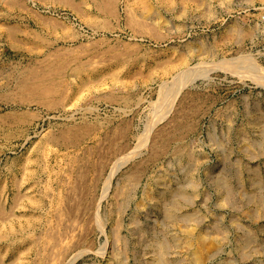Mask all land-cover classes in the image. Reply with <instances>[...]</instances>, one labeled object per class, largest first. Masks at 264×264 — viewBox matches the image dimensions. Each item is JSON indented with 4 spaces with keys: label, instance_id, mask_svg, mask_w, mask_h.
<instances>
[{
    "label": "rangeland",
    "instance_id": "374dc122",
    "mask_svg": "<svg viewBox=\"0 0 264 264\" xmlns=\"http://www.w3.org/2000/svg\"><path fill=\"white\" fill-rule=\"evenodd\" d=\"M7 1L0 264H264V0Z\"/></svg>",
    "mask_w": 264,
    "mask_h": 264
},
{
    "label": "bare ground",
    "instance_id": "6f19581e",
    "mask_svg": "<svg viewBox=\"0 0 264 264\" xmlns=\"http://www.w3.org/2000/svg\"><path fill=\"white\" fill-rule=\"evenodd\" d=\"M111 1V0H110ZM106 3H107V0H106ZM105 3V4H106ZM111 2H109V4L108 5H110V6H112L113 4H110ZM71 4V3H70ZM101 4H103L102 2H101ZM104 4V5H105ZM1 5V4H0ZM6 7H5V9L4 10H6V13L5 14H7V17H11L12 16V14L15 12V10H16V8H19V6L21 5L18 1H16V0H8L7 2H6ZM4 5V6H5ZM74 5V4H73ZM109 6V7H110ZM107 7V6H106ZM1 8V7H0ZM25 8V7H24ZM21 9V8H20ZM27 9V8H26ZM105 9V8H104ZM110 9V8H109ZM112 9V8H111ZM110 9V10H111ZM2 10V9H1ZM31 11V10H30ZM103 11V10H102ZM113 11V10H112ZM4 11H2V13H3ZM19 12V11H18ZM22 12V11H21ZM1 13V12H0ZM29 13V12H28ZM110 13V12H109ZM4 14V15H5ZM113 15H114V13H112ZM116 14V13H115ZM3 15V14H2ZM1 15V16H2ZM16 16V15H15ZM116 16V15H115ZM14 17V16H13ZM17 17V16H16ZM19 18V17H18ZM136 19V18H135ZM135 21V20H134ZM17 22V21H16ZM45 22V21H44ZM139 23V22H138ZM142 23V22H141ZM147 24V23H146ZM20 26V25H19ZM11 27V26H10ZM10 27H8V28H10ZM136 27V26H135ZM151 28V27H150ZM9 30V29H8ZM11 30L12 31H14L12 28H11ZM11 30H10V35L11 36H13V34H12V32H11ZM15 32V31H14ZM29 34H30V32H29ZM15 35V34H14ZM34 35V34H33ZM108 49V48H107ZM40 50V49H39ZM55 51V50H54ZM111 51V50H110ZM107 53V52H106ZM60 54V53H59ZM80 54V53H79ZM116 55V54H115ZM119 56V55H118ZM50 56H48V58H49ZM77 57V56H76ZM116 59V58H115ZM49 62V61H48ZM64 62H65V60H64ZM49 64V63H48ZM51 64V63H50ZM49 66L50 65H48V68H49ZM99 66V65H98ZM39 67V66H38ZM56 67V66H55ZM52 68V67H51ZM54 70V69H53ZM60 70V69H59ZM22 71V70H21ZM52 71V70H51ZM50 71V73H55V71L53 72H51ZM38 72V71H37ZM58 72V71H57ZM31 73H35V72H31ZM49 73V74H50ZM37 74V73H36ZM47 74V73H46ZM49 74H47L48 76H49ZM34 74H32V76H33ZM64 75V74H63ZM31 76V77H32ZM46 76V75H45ZM60 76V75H59ZM42 77H43V75H42ZM188 77V76H187ZM35 78H37V77H35ZM23 79V78H22ZM21 79V80H22ZM37 80V79H36ZM48 80V79H47ZM44 83V82H43ZM39 84H41L42 85V83H39ZM28 86V85H27ZM35 86V85H34ZM34 86H33V88L32 89H30L31 91L33 90L35 93H37V91L34 89ZM30 87V86H29ZM47 87H49V85L48 86H45L42 90H43V92H45V93H47V91L49 90ZM51 87V86H50ZM169 87V86H168ZM26 89V88H25ZM29 89H27V90H29ZM41 89V88H40ZM52 89V88H51ZM23 90V89H22ZM40 91V90H39ZM57 91V90H56ZM177 91V90H176ZM24 92V91H23ZM28 92H30V91H28ZM41 92V91H40ZM32 93V92H31ZM44 93V94H45ZM53 93H55L54 92V90H53ZM40 93L38 92V94L37 95H39ZM30 95V94H29ZM34 95H36V94H34ZM49 95V94H48ZM50 95H51V93H50ZM45 96H46V94H45ZM172 96H173V94H172ZM14 97V96H13ZM20 97V96H19ZM18 97V98H19ZM34 97V96H33ZM64 97H65V95H64ZM55 98V97H54ZM7 99V98H6ZM34 99H35V97H34ZM38 99H42V98H38ZM45 99V98H44ZM53 99V98H52ZM58 99V98H57ZM160 103V102H159ZM51 105V104H50ZM55 106V105H54ZM172 106V105H171ZM11 116V115H10ZM3 117V116H2ZM19 118V117H18ZM7 119V118H6ZM4 124V123H3ZM10 124V123H9ZM81 130V129H80ZM71 131V130H70ZM70 131H68L70 134H71V132ZM77 131V130H76ZM64 133H66V132H63V136H64ZM82 133V132H81ZM66 136H68L67 134L65 135V137ZM70 136H73V135H70ZM78 136V135H77ZM69 137V136H68ZM81 137V136H80ZM127 156V155H126ZM127 159V158H126ZM128 160V159H127ZM126 161V160H125ZM111 177H112V175L110 176V179H111ZM227 182V181H226ZM111 183V182H110ZM82 187V186H81ZM109 187V186H108ZM74 188V187H73ZM107 190H108V188H107ZM78 193V192H77ZM88 193V192H87ZM72 195V194H71ZM62 198V197H61ZM1 214V213H0ZM190 233V232H189ZM208 234V233H207ZM189 235H191V233L189 234ZM205 238H206V235H204V237L202 236L201 238H199L200 239V243H202V241H205ZM190 239V238H189ZM193 242V241H192ZM189 243H190V241H189ZM166 248V247H165ZM163 249V248H162ZM167 249V248H166ZM200 262V257L199 256H196V258H195V263L194 264H196V263H198V264H201V263H199Z\"/></svg>",
    "mask_w": 264,
    "mask_h": 264
}]
</instances>
